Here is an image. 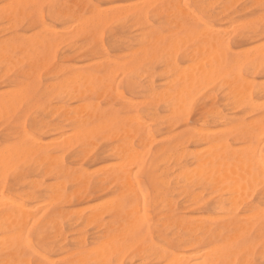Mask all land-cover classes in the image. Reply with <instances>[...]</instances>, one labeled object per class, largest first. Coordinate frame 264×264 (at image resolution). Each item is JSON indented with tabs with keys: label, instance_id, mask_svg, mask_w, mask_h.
Segmentation results:
<instances>
[{
	"label": "bare ground",
	"instance_id": "obj_1",
	"mask_svg": "<svg viewBox=\"0 0 264 264\" xmlns=\"http://www.w3.org/2000/svg\"><path fill=\"white\" fill-rule=\"evenodd\" d=\"M0 37V264H264V0H0Z\"/></svg>",
	"mask_w": 264,
	"mask_h": 264
},
{
	"label": "rangeland",
	"instance_id": "obj_2",
	"mask_svg": "<svg viewBox=\"0 0 264 264\" xmlns=\"http://www.w3.org/2000/svg\"><path fill=\"white\" fill-rule=\"evenodd\" d=\"M116 2L118 3V4H123L124 2H125V0H116ZM258 14V13H257ZM46 16V17H45ZM43 19H44V21H45V23L46 24H48V25H51V26H53V28L54 29H56V30H58V28L60 29L62 26H61V19H58V20H56V19H51L50 18V15H49V13H48V10H45L44 11V13H43ZM55 22V23H54ZM50 23V24H49ZM60 23V24H59ZM59 24V25H58ZM155 24V23H154ZM130 25V23H128L127 24V26H129ZM157 25V24H156ZM129 28V27H128ZM128 28H125V34H124V31L123 30H121L120 29V27H118V26H112V27H110V28H108V29H106V30H104V35H103V39H104V46H105V48H109L110 47V41H109V34H110V32H113V33H115V34H117L118 36H116V38H117V41H119V42H117V44H116V49L115 50H119V49H122V48H126V46H131V47H133V45L135 44V34H133L130 30L131 29H128ZM127 32L129 33V32H131L132 34H127ZM121 33V34H120ZM123 34V35H122ZM120 36H122L121 37V39H120ZM106 38V39H105ZM0 39H1V37H0ZM126 39V40H125ZM79 44L78 45H80V46H85L86 44H89L90 43V41L89 40H83V41H79L78 42ZM107 44V46H106V44ZM118 47V48H117ZM121 47V48H120ZM61 51H63V50H61ZM61 53V52H60ZM61 55L59 54V57H60ZM1 72H0V85L1 86H6V85H9V83H6V82H10V81H12V78L11 77H13V75H14V77H13V79L15 78V71H12V72H10L7 76H1ZM2 77V78H1ZM8 78V79H7ZM11 80H10V79ZM6 81V82H5ZM120 91H121V93L122 94H124L125 96H127V97H129V93H128V91L126 90V80H123L122 81V83H121V85H120ZM127 92V93H126ZM129 98H131V99H135L134 97L132 98V97H129ZM188 127H192L193 126V119H190V121L188 122ZM181 129H183V127H181ZM184 129H185V127H184ZM17 129H15V128H10L9 129V132H15ZM1 131V130H0ZM1 133V132H0ZM139 179H140V181H141V183L144 185V187H148V185H147V177H146V175H140V177H139Z\"/></svg>",
	"mask_w": 264,
	"mask_h": 264
},
{
	"label": "snow or ice",
	"instance_id": "obj_3",
	"mask_svg": "<svg viewBox=\"0 0 264 264\" xmlns=\"http://www.w3.org/2000/svg\"><path fill=\"white\" fill-rule=\"evenodd\" d=\"M262 143H264V137H262ZM259 166L261 168H264V149L261 150V158L259 160ZM7 196V193L5 194ZM248 210H246L247 212ZM261 212H264V204L261 205ZM39 246V241H36L35 239L29 241V250L35 251ZM33 264H40V261H34Z\"/></svg>",
	"mask_w": 264,
	"mask_h": 264
}]
</instances>
